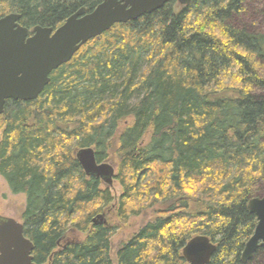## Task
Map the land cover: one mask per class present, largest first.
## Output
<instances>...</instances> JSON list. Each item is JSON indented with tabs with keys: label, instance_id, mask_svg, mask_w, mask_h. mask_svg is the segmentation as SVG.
I'll list each match as a JSON object with an SVG mask.
<instances>
[{
	"label": "trees",
	"instance_id": "trees-1",
	"mask_svg": "<svg viewBox=\"0 0 264 264\" xmlns=\"http://www.w3.org/2000/svg\"><path fill=\"white\" fill-rule=\"evenodd\" d=\"M102 0H0V16L57 28ZM116 162V218H152L116 249L119 224L94 223L115 197L76 152ZM0 175L26 195L24 233L37 264H186L193 236L208 264L241 261L264 195V0H170L89 39L30 101L0 114Z\"/></svg>",
	"mask_w": 264,
	"mask_h": 264
},
{
	"label": "water",
	"instance_id": "water-1",
	"mask_svg": "<svg viewBox=\"0 0 264 264\" xmlns=\"http://www.w3.org/2000/svg\"><path fill=\"white\" fill-rule=\"evenodd\" d=\"M170 0H102L92 10L81 7L57 28L23 26L17 12L0 17V114L7 100L36 99L49 82L50 73L68 62L89 39L101 35L116 23L136 20L162 8ZM187 5L191 0H177ZM30 33V35H29ZM76 159L87 176L101 179L108 186L114 180V167L98 163L92 147L79 149ZM247 211L256 217L251 237L245 242L241 261L246 263L256 250L264 247V195L253 197ZM94 223H106L98 215ZM34 245L25 236L24 225L0 216V264H37L33 261ZM216 244L205 235L191 237L182 248L186 264H208Z\"/></svg>",
	"mask_w": 264,
	"mask_h": 264
},
{
	"label": "rangeland",
	"instance_id": "rangeland-1",
	"mask_svg": "<svg viewBox=\"0 0 264 264\" xmlns=\"http://www.w3.org/2000/svg\"><path fill=\"white\" fill-rule=\"evenodd\" d=\"M106 163L112 165L116 172V162L113 158L107 160ZM110 191L113 193L115 200L109 205V207L106 209L107 211L102 215H104L107 223L112 225L119 224L111 238L112 257L114 259L116 249L119 247V245L127 241V239L130 238L141 225L152 218L153 214L151 213V210H147L142 214L131 216L126 223H120L116 218L115 204L117 202L118 196L121 194V187L115 179L113 180L112 185H110ZM25 208L26 195L24 193L13 194L9 190L5 180L0 175V216L10 217L20 223H23L21 214Z\"/></svg>",
	"mask_w": 264,
	"mask_h": 264
},
{
	"label": "flooded vegetation",
	"instance_id": "flooded-vegetation-1",
	"mask_svg": "<svg viewBox=\"0 0 264 264\" xmlns=\"http://www.w3.org/2000/svg\"><path fill=\"white\" fill-rule=\"evenodd\" d=\"M1 17V16H0ZM30 29V28H29ZM31 30V29H30ZM29 35H30V33H29ZM11 100V99H10ZM8 101V100H7ZM13 101H15V100H13ZM6 103V102H5ZM5 106V105H4Z\"/></svg>",
	"mask_w": 264,
	"mask_h": 264
}]
</instances>
